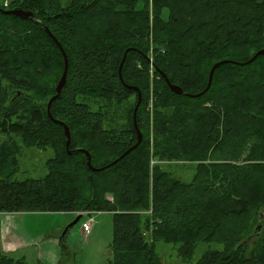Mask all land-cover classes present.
I'll return each mask as SVG.
<instances>
[{"label": "trees", "instance_id": "obj_1", "mask_svg": "<svg viewBox=\"0 0 264 264\" xmlns=\"http://www.w3.org/2000/svg\"><path fill=\"white\" fill-rule=\"evenodd\" d=\"M16 8L32 18L5 13ZM51 36L67 75L49 117L64 70ZM259 50L264 0H0V214L111 213L113 264H160L157 242L184 256L221 245L196 264H264V57L222 65L207 92L184 95L206 88L213 64ZM132 88L142 140L93 172L78 150L102 168L137 141ZM31 147L54 156L44 177L18 180ZM162 164L195 172L186 183ZM24 262L0 252V264Z\"/></svg>", "mask_w": 264, "mask_h": 264}, {"label": "rangeland", "instance_id": "obj_2", "mask_svg": "<svg viewBox=\"0 0 264 264\" xmlns=\"http://www.w3.org/2000/svg\"><path fill=\"white\" fill-rule=\"evenodd\" d=\"M161 18L167 20L164 9ZM152 118V117H151ZM151 135V129L149 136ZM5 138L0 136V141ZM54 156L51 148H23L19 157L18 180L39 179L45 176V163ZM162 169L182 182H190L195 172L194 164H162ZM84 215V213L82 214ZM92 233L85 239L81 224L87 218L71 225L76 218L71 213L22 212L0 214V250L4 248L12 259H24L26 264H113L111 249L113 217L111 213H95ZM264 225V215L261 216ZM66 227H69L64 233ZM64 233V234H63ZM251 233V232H250ZM66 234V235H65ZM65 235L62 250L60 239ZM254 239L249 240L253 243ZM183 249V248H182ZM180 245L157 242L154 252L160 264H196L209 250H221V245L200 243L193 248V254H181ZM2 252V251H0Z\"/></svg>", "mask_w": 264, "mask_h": 264}, {"label": "water", "instance_id": "obj_3", "mask_svg": "<svg viewBox=\"0 0 264 264\" xmlns=\"http://www.w3.org/2000/svg\"><path fill=\"white\" fill-rule=\"evenodd\" d=\"M5 13H8V14H11L13 16H16L18 18H22V19H28V18H32V13L30 12H25L21 9H12V10H8V11H5ZM47 31V30H46ZM48 32V31H47ZM51 38L53 39L54 43L56 44V46L59 48V50L62 52V55H63V58H64V70H63V73L59 79V81L57 82L56 86H55V94L51 97V99L48 101L47 103V114L49 117H51L50 115V106H51V103L56 100L58 98V96L60 95L61 93V90L65 84V81H66V75H67V60H66V56H65V53L63 52L61 46L59 45V43L51 36ZM259 56H263L264 57V50H259L257 51L251 58L250 60H248L247 62L245 63H236V62H233V61H227V60H222V61H219L215 64L212 65V67L210 68L209 70V74H208V80H207V84H206V88L198 93V94H194V95H191V94H184L183 91L181 90L180 87L178 86H174L172 85L169 80L166 78V76L164 74H160L161 77L163 78V80L166 82L168 88L170 89V91L173 93V94H176V95H185L189 98H197V97H200L201 95H203L205 92L208 91V89L210 88V85H211V81H212V77H213V73L214 71L219 68L220 66L222 65H225L227 63H232V64H239V65H248L250 63H252L257 57ZM124 58L125 56L123 57L122 59V62L120 64V68H119V73H120V69H121V66L123 64V61H124ZM120 80H121V77H120ZM136 94H137V102H136V105L134 107V110H133V113H132V122H133V125H134V128L136 130V133H137V141L135 142V144H133V146H131L127 151H125L120 157H118L116 160H114L113 162H111L110 164H108L107 166L105 167H102V168H94L92 165H91V159H90V156H89V153L85 150H78V152H81L83 153L85 156H86V159H87V167L89 170L93 171V172H99V171H102L104 170L105 168H108L114 164H116L119 160H121L123 157H125V155H127L130 151H132L135 147H137L141 140H142V135L140 134L137 126H136V113H137V110H138V107L141 103V93L139 92L138 89L136 88H132ZM54 123H57L59 125H61L63 127V130H64V134H65V137H66V149L68 150V146H69V143H70V133H69V130L67 128V126L60 122V121H56L54 120L53 121ZM68 154L71 155V152L68 151ZM81 216L78 215L74 221L72 222L71 225H74L76 224L79 220H80ZM69 227H66L65 230H64V233L67 232ZM260 228L257 227L256 230H259ZM63 233V234H64Z\"/></svg>", "mask_w": 264, "mask_h": 264}, {"label": "built area", "instance_id": "obj_4", "mask_svg": "<svg viewBox=\"0 0 264 264\" xmlns=\"http://www.w3.org/2000/svg\"><path fill=\"white\" fill-rule=\"evenodd\" d=\"M150 69H152V66L150 67ZM152 103H153V98H150L148 103H147V106H146L147 107V111L150 113V115L152 113ZM83 216L87 217V218H85V220L81 224L82 234H83V236L86 239L92 233L93 219H92L91 215L88 214V213H84Z\"/></svg>", "mask_w": 264, "mask_h": 264}, {"label": "crops", "instance_id": "obj_5", "mask_svg": "<svg viewBox=\"0 0 264 264\" xmlns=\"http://www.w3.org/2000/svg\"><path fill=\"white\" fill-rule=\"evenodd\" d=\"M1 214H5V213H1ZM71 214H73V213H71ZM75 215V217H76V214H74ZM0 251H2L3 253H5L6 254V250L4 249V248H2V250H0ZM7 255V254H6Z\"/></svg>", "mask_w": 264, "mask_h": 264}]
</instances>
